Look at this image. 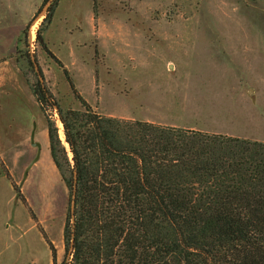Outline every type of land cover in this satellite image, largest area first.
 I'll return each instance as SVG.
<instances>
[{
  "label": "rangeland",
  "instance_id": "374dc122",
  "mask_svg": "<svg viewBox=\"0 0 264 264\" xmlns=\"http://www.w3.org/2000/svg\"><path fill=\"white\" fill-rule=\"evenodd\" d=\"M54 1L0 0V264H53L68 210L26 52L64 106L65 68L101 114L264 141V0H59L43 36L64 67L37 41Z\"/></svg>",
  "mask_w": 264,
  "mask_h": 264
},
{
  "label": "trees",
  "instance_id": "16d2710c",
  "mask_svg": "<svg viewBox=\"0 0 264 264\" xmlns=\"http://www.w3.org/2000/svg\"><path fill=\"white\" fill-rule=\"evenodd\" d=\"M58 1L37 41L64 67L43 36ZM26 56L40 76L26 82L69 193L61 261L45 234L53 264H264L263 140L101 114L65 68L80 107L64 106L43 83L37 57ZM2 173L26 202L9 169Z\"/></svg>",
  "mask_w": 264,
  "mask_h": 264
},
{
  "label": "crops",
  "instance_id": "0c3cea01",
  "mask_svg": "<svg viewBox=\"0 0 264 264\" xmlns=\"http://www.w3.org/2000/svg\"><path fill=\"white\" fill-rule=\"evenodd\" d=\"M9 20H11V19H9V18H6V22L7 23H9L10 21ZM12 21V20H11ZM2 29H4V30H10V29H8V27H3ZM3 37L5 36L6 37V35H2ZM0 132H3V130L1 129L0 130ZM21 133V135H20V137L23 135V131H21L20 132ZM1 137H4V134H1L0 133V139H1ZM25 139H27V138H22V139H20L19 141H24ZM18 141V140H17ZM3 152H2V150H1V152H0V154H2ZM60 174V173H59ZM68 197H69V193H68ZM53 242V241H52ZM54 243V245L56 246V249H57V254H58V259L60 260V258H62V257H60V254H62V255H64V250H63V245H64V233H63V237L61 238V242H60V244L61 245H59V243L58 242H53Z\"/></svg>",
  "mask_w": 264,
  "mask_h": 264
},
{
  "label": "water",
  "instance_id": "95a60500",
  "mask_svg": "<svg viewBox=\"0 0 264 264\" xmlns=\"http://www.w3.org/2000/svg\"><path fill=\"white\" fill-rule=\"evenodd\" d=\"M64 135H65V132H64ZM65 138H66V136H65ZM66 141V140H65ZM67 142V141H66ZM67 144H68V142H67ZM69 145V144H68Z\"/></svg>",
  "mask_w": 264,
  "mask_h": 264
},
{
  "label": "bare ground",
  "instance_id": "6f19581e",
  "mask_svg": "<svg viewBox=\"0 0 264 264\" xmlns=\"http://www.w3.org/2000/svg\"><path fill=\"white\" fill-rule=\"evenodd\" d=\"M61 123V122H60Z\"/></svg>",
  "mask_w": 264,
  "mask_h": 264
}]
</instances>
